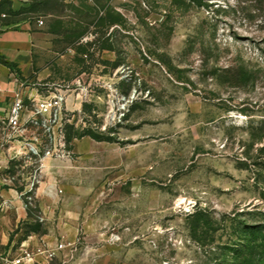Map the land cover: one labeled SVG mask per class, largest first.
<instances>
[{
    "label": "rangeland",
    "instance_id": "1",
    "mask_svg": "<svg viewBox=\"0 0 264 264\" xmlns=\"http://www.w3.org/2000/svg\"><path fill=\"white\" fill-rule=\"evenodd\" d=\"M22 1L0 17L25 20L36 71L69 85L72 156L0 218V251L263 264L264 0Z\"/></svg>",
    "mask_w": 264,
    "mask_h": 264
},
{
    "label": "built area",
    "instance_id": "2",
    "mask_svg": "<svg viewBox=\"0 0 264 264\" xmlns=\"http://www.w3.org/2000/svg\"><path fill=\"white\" fill-rule=\"evenodd\" d=\"M38 23L42 25L44 21ZM13 82V99L0 114V210L16 208L17 201L26 211L46 192L42 178L47 174L48 160L72 156L68 149V125L73 123L75 114L68 107L69 85L44 79L15 78ZM3 90L0 77V92ZM16 182H22L21 187ZM25 246L24 241L17 254L12 253V248L0 251V264L38 262Z\"/></svg>",
    "mask_w": 264,
    "mask_h": 264
},
{
    "label": "crops",
    "instance_id": "3",
    "mask_svg": "<svg viewBox=\"0 0 264 264\" xmlns=\"http://www.w3.org/2000/svg\"><path fill=\"white\" fill-rule=\"evenodd\" d=\"M4 4L15 10L20 8L23 1L0 0V7ZM0 15L3 17L10 16L8 12L2 10H0ZM23 21L25 20L5 21V19H1L0 17V77L4 83V90L0 92V114L6 111V108L13 99L12 89L16 88L13 82L15 78H19L20 80L45 79L44 71H36L33 63V42L38 33L30 29L26 24L21 25ZM3 59L13 63V66L11 67L5 64ZM47 165L48 173L50 172L51 165H53V161L48 160ZM15 205L18 212H23V209L17 204V201ZM9 211L0 210V218L4 219L8 217ZM3 224L10 228L11 220L9 222L4 220Z\"/></svg>",
    "mask_w": 264,
    "mask_h": 264
},
{
    "label": "trees",
    "instance_id": "4",
    "mask_svg": "<svg viewBox=\"0 0 264 264\" xmlns=\"http://www.w3.org/2000/svg\"><path fill=\"white\" fill-rule=\"evenodd\" d=\"M3 61H4L5 64H8V65L11 66V67L13 66V63H11L10 61L4 60V59H3ZM263 264H264V263H263Z\"/></svg>",
    "mask_w": 264,
    "mask_h": 264
}]
</instances>
